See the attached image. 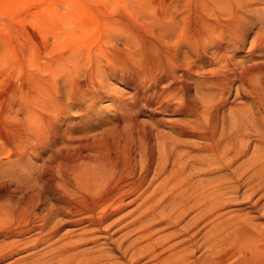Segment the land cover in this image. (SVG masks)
<instances>
[{
	"label": "rangeland",
	"instance_id": "1",
	"mask_svg": "<svg viewBox=\"0 0 264 264\" xmlns=\"http://www.w3.org/2000/svg\"><path fill=\"white\" fill-rule=\"evenodd\" d=\"M202 21L209 27L220 24L216 31L222 33L218 36L222 41L217 39L218 42L213 44L208 37L204 42L207 44L206 53L199 57L186 40H192L196 27ZM262 23L264 0H0V172L10 173L9 178H26L33 174L34 166L41 160L38 159V162L37 158H32L30 145L25 141V133L30 132H36L45 139L44 157L50 153L49 150L65 142L71 148L80 141L95 145L109 142L112 148L133 149L136 152L143 148L142 144H149L152 160L150 163L142 158L138 161V154L139 164L134 167L136 176L146 175L144 187L148 191L145 194H150L155 188L153 185L159 184L157 181L160 182L166 175L154 179L157 153L165 142L169 144L168 140L175 138L188 143L193 149L197 144L207 147L208 141L202 138L177 133L175 124L181 121L190 125L194 121L205 126L208 112L216 113L214 128L206 125L216 140L222 118L226 116L227 124L231 125L233 114L229 111L230 107L247 109L255 105L253 96L264 97V89L259 93L255 89L248 91L237 78H232L231 82L225 79L216 71L218 66L214 65L215 55L224 50L232 57V63L240 67L239 70L243 66L260 67L264 64ZM256 39L261 45L253 46ZM142 67L151 68L153 77H141ZM255 78L264 82V74ZM225 81L228 85L223 84ZM178 82L187 87L188 93H183L191 94L190 98L198 100L199 118L175 110L177 103L171 104V108L145 105L144 94L151 97L161 92L166 98L175 90L177 92ZM213 82L216 86L212 85ZM218 84L229 88L226 87L225 93H222ZM195 91L217 94L220 105L216 103L213 109L209 107L204 116L203 108L210 105L209 99L201 101ZM175 95L181 97L182 92L178 91ZM252 139L255 145L256 139ZM219 145H223V141ZM250 151L233 160L228 167L223 165L224 168L216 167L209 173L201 174L202 178L207 181L226 177L234 180L237 166L248 158ZM172 161L173 158H170L167 171L171 170ZM193 173L188 177L191 181L196 177ZM244 179L242 177L240 182ZM150 180H153L151 184L148 183ZM261 194L264 190L248 194L246 185L240 184L235 186L233 195L220 193V196H208L203 221L198 228L194 226V214L198 209L191 208L176 226L159 229L158 236H168L189 228L186 245L191 253V262L208 264L211 258H215L214 254L209 249L203 250L204 247L196 248L195 239L213 234V224L219 219H224L218 223L227 227L226 224L232 220L226 218L236 219L243 217L244 213L252 216L258 226L264 227V196ZM232 196L234 200L226 201ZM132 197L127 196L126 202ZM214 203L220 204V208L218 214L210 215L207 211ZM135 204H128L125 211ZM165 208L164 215H167L170 211L167 206ZM120 225L112 227L109 232ZM160 226L163 224L156 227ZM231 226L228 224V227ZM84 227L85 223L62 226L59 234L71 228L73 236ZM226 227H222V234L226 232ZM129 228L115 233L112 240L119 241L120 234ZM103 234L94 233L98 239L82 243L79 249H91L93 246L92 250H95V247L106 246L102 249L110 259H106L105 264L114 259H118L119 264H147L146 258L135 263L129 260V254L121 257L117 250L111 249L113 243L102 237ZM183 236L171 237L168 244H175ZM211 236L215 237L214 234ZM225 238L218 255L221 264H264V239L258 241L261 250L251 254L240 252L234 244L228 247L229 238ZM191 239L195 243H191ZM224 245H228L227 248Z\"/></svg>",
	"mask_w": 264,
	"mask_h": 264
},
{
	"label": "bare ground",
	"instance_id": "2",
	"mask_svg": "<svg viewBox=\"0 0 264 264\" xmlns=\"http://www.w3.org/2000/svg\"><path fill=\"white\" fill-rule=\"evenodd\" d=\"M219 27L220 24L209 27L202 21L200 26L196 27L192 40H186L187 45H192L196 55L201 57L206 53L207 44L204 42L208 37H211L213 44L218 42L217 39L222 41V38L218 37L221 32L216 31ZM261 27L264 28V23ZM258 43L256 39L253 46L261 45ZM218 54L214 57V65L218 66L216 71L221 73L225 79L231 82L232 78H237L248 91L255 89L259 93L264 89V82L255 78L258 74H264V64L260 67L243 66L239 70L240 67L232 63V57L226 55L225 50ZM152 73L151 68L147 67L142 69V76L140 73L135 74L147 79L152 76ZM131 80L130 82L135 79ZM154 80L150 82L156 83ZM179 84L180 86L176 88L177 92L175 90L173 95L167 96L168 99L161 92L151 97H146L144 94L145 105L149 107L157 104L156 107L169 108L171 104L177 103L178 107L175 110L199 118L198 100L190 98L191 94L188 96L183 93L184 91L188 93L187 87ZM214 84L216 83L213 82L212 85ZM223 84L228 85L226 81ZM223 84L222 87L218 85L222 88V93H225L228 86ZM178 91L182 92L181 97L175 95ZM197 91H195L196 95L198 94L201 101L206 102L209 99L208 104L210 105H204L203 108L204 116L207 115L209 107L213 109L216 103L217 106L220 105L218 102L220 97H217V94ZM253 98L260 100H253L255 103L253 107L229 108L233 114V120L231 125H228L226 116L222 118L217 141L211 129L206 126L214 128L217 123L216 113L208 112L204 127L194 121L193 124L190 121V125L189 122L181 123V121L175 124L177 133L202 138L208 141L207 147L197 144V147L193 149L188 143L175 138L168 140L169 144L165 142L161 146L160 153H157L154 179L156 176L158 179V176L166 175L161 176L160 182L157 181L159 184L153 185L155 188H152V191L149 187L150 194H145L148 191V188L144 187L146 175L136 176L134 167L139 164L140 158L148 163L152 160V150L148 147L149 142L147 141L145 142L148 146L142 144L143 148H139L137 152L129 148H127L129 150L119 147L112 148L109 142L95 145L90 144L92 142L89 141H80L76 145L74 143L72 148L65 142V145L62 143V146L59 145L49 150L50 153L44 157L42 153L46 150L45 139L36 132L25 133L24 138L30 145L32 158L40 159L41 163L35 165L31 172L33 174L26 178L22 176L9 178L10 173L0 172V263L8 261L5 264H105V260L110 259V256L102 249L106 246L102 248L98 246L97 249L95 247V250H92L93 246L91 249H79L81 245L95 242L98 239L94 233L104 232L102 237L113 243L111 249L117 250L121 257L129 254L131 262L136 263L146 258L147 264H196L191 262V253L186 245L190 236L189 228L182 232H172L164 237L158 236V231L176 226L191 208L198 209L194 214V226L198 228L200 222L203 221L204 205L208 196H220V193L221 195H233L235 186L239 187L240 184L246 185L248 194L264 190V97L255 95ZM252 137L256 139L255 145L252 144L254 140ZM73 140L71 142H74ZM220 141H223V145H219ZM249 151L251 154L248 158L243 159L236 168L235 174L238 179L231 180L226 177L207 181L202 178L201 174L209 173L213 168H221L223 165L228 167L233 160L247 155ZM171 155L173 157H170ZM170 158H173L171 170L167 171L166 166ZM192 173L196 176L193 181L188 178ZM242 177L245 179L240 182ZM152 181L148 183L151 184ZM129 195L133 197L126 202V197ZM261 195L264 196V194ZM231 200H234L233 196L226 201ZM133 203H136L134 207L125 211L127 205ZM166 206L170 212L164 215ZM219 208L220 204L214 203L207 213L218 214ZM226 219L232 220L228 221L230 222L228 224L232 225L231 228L226 224L230 229L218 223L219 219L213 224L215 237L210 238L213 235L211 234L210 236L205 235L200 240L195 239L197 240L196 248L204 247L203 250L209 249L214 254L215 258H211L208 264H221V258L218 255L225 237L229 238L230 245L227 246L232 247L231 244H234L233 246L241 250L240 252L256 254L261 250L258 241L264 239V227L258 226L255 221L254 223L252 216L249 217L244 213L243 217ZM222 220L224 219L220 221ZM82 223H85V227L75 233V236H72L71 228L59 234L62 226H77ZM119 224L121 225L117 229L109 232L112 227ZM161 224L163 226L156 227ZM222 227L227 228L224 234L221 233ZM127 228L129 229L120 234L119 239L117 238L119 241L112 240L115 233ZM176 235L185 236L175 244H168V239ZM191 243L195 242L191 239ZM42 245H44L43 248ZM227 246L223 247L227 248ZM207 253L209 254V251ZM114 260L110 264H119L118 259ZM201 262L205 263L202 259Z\"/></svg>",
	"mask_w": 264,
	"mask_h": 264
}]
</instances>
